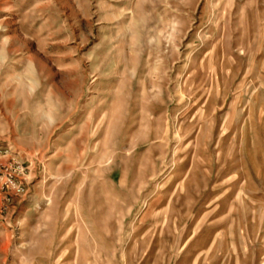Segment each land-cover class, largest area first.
Instances as JSON below:
<instances>
[{
    "label": "rangeland",
    "instance_id": "rangeland-1",
    "mask_svg": "<svg viewBox=\"0 0 264 264\" xmlns=\"http://www.w3.org/2000/svg\"><path fill=\"white\" fill-rule=\"evenodd\" d=\"M0 264H264V0H0Z\"/></svg>",
    "mask_w": 264,
    "mask_h": 264
}]
</instances>
